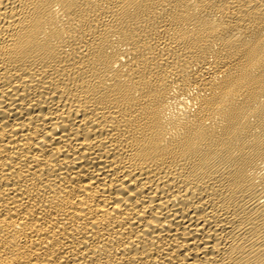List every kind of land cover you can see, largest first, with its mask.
<instances>
[{
  "label": "bare ground",
  "instance_id": "bare-ground-1",
  "mask_svg": "<svg viewBox=\"0 0 264 264\" xmlns=\"http://www.w3.org/2000/svg\"><path fill=\"white\" fill-rule=\"evenodd\" d=\"M0 264H264V0H0Z\"/></svg>",
  "mask_w": 264,
  "mask_h": 264
}]
</instances>
